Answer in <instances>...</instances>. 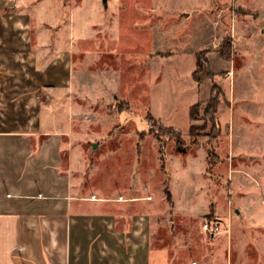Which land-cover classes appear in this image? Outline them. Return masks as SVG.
Segmentation results:
<instances>
[{
	"label": "rangeland",
	"instance_id": "obj_1",
	"mask_svg": "<svg viewBox=\"0 0 264 264\" xmlns=\"http://www.w3.org/2000/svg\"><path fill=\"white\" fill-rule=\"evenodd\" d=\"M4 28L28 43L14 69L31 76L34 129L60 139L65 170L73 150V181L149 215L150 264L176 242L195 258L202 222L264 223V0H0ZM213 83L218 127L189 115ZM151 116L184 150L157 140Z\"/></svg>",
	"mask_w": 264,
	"mask_h": 264
},
{
	"label": "crops",
	"instance_id": "obj_2",
	"mask_svg": "<svg viewBox=\"0 0 264 264\" xmlns=\"http://www.w3.org/2000/svg\"><path fill=\"white\" fill-rule=\"evenodd\" d=\"M22 33L0 30V82L20 85L19 91L0 89V264H150L149 215L130 213L128 197L98 196L73 181V150L65 170L60 139L34 129L31 76L17 80L15 72L22 63L17 49L28 44L17 36ZM229 222L216 221L217 233L226 236L210 234L190 261L173 240L168 257L158 254L156 264H264V223L252 221L246 232L241 222Z\"/></svg>",
	"mask_w": 264,
	"mask_h": 264
},
{
	"label": "trees",
	"instance_id": "obj_3",
	"mask_svg": "<svg viewBox=\"0 0 264 264\" xmlns=\"http://www.w3.org/2000/svg\"><path fill=\"white\" fill-rule=\"evenodd\" d=\"M198 53V52H197ZM200 53V52H199ZM199 53L196 57V63L200 59ZM220 54V50H219ZM198 59V60H197ZM199 66V64H197ZM219 96H220V86L216 83H213L211 86L210 94L205 100V106L201 108V102L197 101L195 102L189 110V115L192 118H201L202 119H209L212 123H215L216 127H218L216 116L217 106L219 104ZM202 109V112H201ZM201 112V114H200ZM149 128L156 136L157 140H161L162 135L171 136L175 138L176 146L178 150L182 151L184 150V141L181 137L180 131L177 127L173 125H163L161 123V120L158 118H154L153 116L149 119ZM198 127L192 125L190 126L189 130L190 133L196 134L193 129H196ZM163 145L164 143H160V152H163ZM165 184V195L167 200H170V192L168 191V180H166Z\"/></svg>",
	"mask_w": 264,
	"mask_h": 264
},
{
	"label": "built area",
	"instance_id": "obj_4",
	"mask_svg": "<svg viewBox=\"0 0 264 264\" xmlns=\"http://www.w3.org/2000/svg\"><path fill=\"white\" fill-rule=\"evenodd\" d=\"M202 229L210 234L219 232V226L216 222L211 223V221L202 222ZM15 249L22 250V247H14Z\"/></svg>",
	"mask_w": 264,
	"mask_h": 264
},
{
	"label": "water",
	"instance_id": "obj_5",
	"mask_svg": "<svg viewBox=\"0 0 264 264\" xmlns=\"http://www.w3.org/2000/svg\"><path fill=\"white\" fill-rule=\"evenodd\" d=\"M104 5H106V0H103ZM97 147L96 143H92L90 151L92 152Z\"/></svg>",
	"mask_w": 264,
	"mask_h": 264
}]
</instances>
